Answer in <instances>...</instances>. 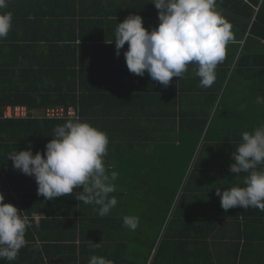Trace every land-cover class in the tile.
<instances>
[{
    "label": "crops",
    "instance_id": "1",
    "mask_svg": "<svg viewBox=\"0 0 264 264\" xmlns=\"http://www.w3.org/2000/svg\"><path fill=\"white\" fill-rule=\"evenodd\" d=\"M221 1L216 11L232 25L235 43L217 65L215 82L201 87L190 65L182 79L173 77L165 87L147 73L127 70V44L115 55V28L128 15L141 16L149 31L158 26L153 0H7L0 13H12V27L0 39V114L15 119L6 115L9 108L32 107L33 119L34 111L42 114L60 96L67 107L79 106L80 120L107 133L104 165L109 174L118 173L112 193L118 202L101 217L97 206L75 199L82 188L52 200L38 196L34 178L8 159L29 148L1 125L0 194L31 226L16 259L0 264H88L92 255L113 264H251L253 258L263 264L264 211H225L215 194L218 187L244 186L245 174L229 171L232 153L243 132L264 124V104L256 103L264 97V38L260 28L252 31L262 0ZM59 89L66 93H54ZM34 99L47 108L34 110ZM174 185L179 216L165 233L169 249L154 252L149 241L141 249L144 242L135 243L123 217L134 216L144 203L151 206L140 195Z\"/></svg>",
    "mask_w": 264,
    "mask_h": 264
},
{
    "label": "clouds",
    "instance_id": "2",
    "mask_svg": "<svg viewBox=\"0 0 264 264\" xmlns=\"http://www.w3.org/2000/svg\"><path fill=\"white\" fill-rule=\"evenodd\" d=\"M152 4L158 10V26L149 31L141 16L128 15L115 28V55L118 57L127 44L123 53L127 70L141 77L147 73L165 87L173 77L182 79L191 65L201 87H210L227 46L235 43L232 25L216 11V0H153ZM6 7L7 0H0V9ZM11 27L12 13H0V39L7 37ZM256 103L264 104V97L258 96ZM108 143L107 133L79 119L69 120L55 127L43 155L39 151L33 155L29 147L9 153L8 159L14 169L34 178L38 196L52 200L82 188L75 199L97 206L104 217L118 202L112 195L118 173L109 174L104 165ZM232 159L229 171L237 176L244 173V186L216 188L220 207L225 211L235 207L264 211V167H260L264 166V124L241 134ZM20 213L4 203L0 194V259L15 260L26 244L25 233L31 225ZM123 225L135 231L139 217L124 216ZM88 264L113 261L92 255Z\"/></svg>",
    "mask_w": 264,
    "mask_h": 264
},
{
    "label": "trees",
    "instance_id": "3",
    "mask_svg": "<svg viewBox=\"0 0 264 264\" xmlns=\"http://www.w3.org/2000/svg\"><path fill=\"white\" fill-rule=\"evenodd\" d=\"M250 2L253 5H257L259 3V0H250ZM220 4L223 6L229 3H228V0H222ZM258 28L261 29V34H262V37L264 38V0H262L258 13L255 16L254 23L252 24V31L256 33V30ZM0 68L2 67L0 66ZM70 92L72 93V90ZM26 93H29V91L26 90ZM34 93H42V92L40 88L35 87ZM43 93L45 92L43 91ZM54 93H66V92L63 91L62 89H59L58 91H55ZM36 100L37 99H34V110L38 108L37 107L38 105L42 106V108H47L48 105H45V103H43L42 105L41 103L37 104ZM42 101L45 102V100H42ZM23 102L24 101H22V103ZM57 103L65 104L63 105L64 108L61 107L60 109H57V111L59 112L62 110L63 113L57 114V115H51L55 113L54 107H51V106ZM66 104L67 103L62 102V97L60 96L59 98L55 100V103L53 105L48 106L49 109H46L42 114L36 115L39 112L35 113L36 111H34L33 119H31L33 115L32 113L33 110L31 109L32 107L29 109L28 107L24 106L26 108L27 115L25 117H22V116L19 117V116L14 115V112H15L14 108L23 107V106H13L11 107V113H12L11 117L15 119L6 120L5 118H3V115L0 114V128H1V125H3L4 128L8 129V133L11 136H14V133L16 132L17 137L16 138L14 137L16 142H18L20 145L23 144L25 148L31 147L34 153L39 151L43 155L45 151V145L48 142H50V140L54 137V129L57 125H63L66 121H69V120H76V119L80 120L81 113L79 112V106H76L75 104V106L67 107ZM70 107L73 108L72 116L68 115V110ZM5 134H6L5 131L0 129V141L3 140V138H5L4 137ZM109 150H110L109 152H111L115 150V148L113 147V149L111 150V147H109ZM156 153L158 155V149L156 150ZM191 153L192 152L190 151L187 155L190 156ZM184 162L185 163L183 164V169L185 170L189 161L185 160ZM175 196H176L175 185L174 187L168 186L165 193H161V194L154 193L151 195L142 194L140 195V198L143 199L144 201H147L148 199H150V201H152L151 206H148L149 203L148 205L144 203L143 206H137L138 208H135L132 212L134 216L139 217V225L136 228V230L133 231L137 235H142L144 237H146L147 235L149 236V226L151 224H154L157 226V232H156L155 238L157 234H160L161 229H163L164 235L163 234L160 236L158 235V240L156 244H154L155 242L153 239L149 241L151 243L148 244V249L154 248V252L155 250L157 251L160 248L167 249V250L169 249V248H166V239L169 238V236L168 234L165 235V233L168 227H170L171 224L175 222L172 217L174 215V211H173L174 207H172L173 206L172 203L174 202ZM175 209H176V206H175ZM117 211L118 213L119 212L123 213V215L126 213L125 210H121L120 208L117 209ZM128 212L130 213L129 210ZM113 216H115V212L112 213L111 217ZM126 232L127 231L124 230L122 233L126 234ZM137 238L141 240L140 236H137ZM137 238L135 240V243H137ZM120 244H121L120 248L125 249L124 248L125 245L124 247H122L123 243L120 242ZM256 260L257 262H259L260 258H257ZM262 260L264 264V258ZM251 264H254V258Z\"/></svg>",
    "mask_w": 264,
    "mask_h": 264
},
{
    "label": "rangeland",
    "instance_id": "4",
    "mask_svg": "<svg viewBox=\"0 0 264 264\" xmlns=\"http://www.w3.org/2000/svg\"><path fill=\"white\" fill-rule=\"evenodd\" d=\"M223 86H225V83H223ZM222 90H223V87H222ZM177 198H178V194L174 197V202L172 203V207H174V209H173V211H174V215H175V217L177 218L178 216H179V213H177V209H178V205L176 206V204H178L179 202L177 201ZM176 201H177V203H176ZM175 206L177 207L176 208V210H175ZM173 215V216H174ZM172 216V217H173ZM171 217V218H172ZM156 232H157V226L156 225H154V224H151L150 226H149V236L147 235L146 237H144V236H142V235H137L135 232H133L132 231V238L135 236V239L137 238V236H140L141 237V240H142V242H144L143 243V245L140 247V245L139 246H135V248L137 249V248H141V249H144V244H145V241H150L151 239H153V237H155V235H156ZM157 240H158V234H157V236H156V238H154V244H156L157 243Z\"/></svg>",
    "mask_w": 264,
    "mask_h": 264
},
{
    "label": "built area",
    "instance_id": "5",
    "mask_svg": "<svg viewBox=\"0 0 264 264\" xmlns=\"http://www.w3.org/2000/svg\"><path fill=\"white\" fill-rule=\"evenodd\" d=\"M15 112H14V115L15 116H22V117H25L27 115V111H26V108L25 107H15L14 108ZM55 113L54 114H51V115H57V114H61L63 113V111L61 110L60 112L55 110L54 111ZM7 116L10 115L12 116V113H11V108L8 109V112L6 114ZM68 115L72 116L73 115V109H69L68 110Z\"/></svg>",
    "mask_w": 264,
    "mask_h": 264
}]
</instances>
